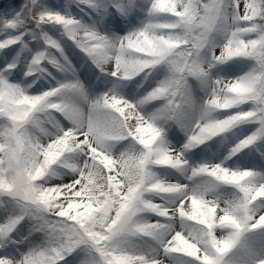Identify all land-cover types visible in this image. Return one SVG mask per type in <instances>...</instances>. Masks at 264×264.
Segmentation results:
<instances>
[{
    "label": "snow or ice",
    "instance_id": "snow-or-ice-1",
    "mask_svg": "<svg viewBox=\"0 0 264 264\" xmlns=\"http://www.w3.org/2000/svg\"><path fill=\"white\" fill-rule=\"evenodd\" d=\"M15 3L16 0H0V8H11ZM222 3L223 0H151L150 14L175 19L149 22L118 41L87 28L80 30L78 20L59 12L42 11L32 19L37 25L45 22L63 25L67 35L98 67L114 60L113 76L129 79L145 69L167 62L172 77L153 88L141 102L166 98L165 108L175 112L181 105L176 97L181 92L185 74L207 76L195 57L207 43L209 33L223 22ZM232 3L234 19L250 26H234L219 54L213 53L212 58L224 62L238 56L254 57L259 66L234 80L217 79L202 112L207 115L246 102L255 106L223 119L197 121L186 147L202 143L243 121H257L259 127L241 140L233 148V153L264 136V32L258 37L243 38L244 34L257 30L258 18L264 20V7L256 0H232ZM116 7L123 11L121 5L116 4ZM23 23L19 19L6 22L10 28ZM175 29H181L183 34H169ZM22 35L0 40V49L17 43ZM45 42L60 47L46 35ZM45 58L43 51L38 52L31 65H39ZM52 63L56 64V61L52 60ZM14 67L15 64L9 63L5 70ZM35 70L30 66L29 73ZM69 87L76 85L61 84L41 95H26L18 85L0 76V118L8 122L0 132V193L18 196L56 217L45 221L42 227L53 232L59 228L65 237L58 246L32 251L17 264H59L66 252H72L81 244L89 245L98 254L97 264H165L160 258L137 254L116 244L128 234L158 236L163 230L159 221L137 222L134 218L141 211H150L161 217L178 214L181 220L192 222L193 227L187 232L175 231L162 247L165 253L182 254L198 264H224V258L243 243L245 233L264 229V182H255V172L232 170L219 163L201 165L193 172L205 174L220 184L234 186L239 196L225 201L222 206L217 200L207 199L204 192L193 191L189 195L185 192V185L165 182L152 172L153 165L178 169L186 161L181 152L161 145L162 130L151 118L146 119L136 104L105 94L92 102L85 122L77 109L50 99ZM45 109L62 112L78 127L66 128L61 135L41 143L29 134L26 126L35 113ZM128 137L142 150L122 153L118 157L107 150L109 141ZM73 150H80L89 157L76 176L67 183L48 186L39 183L53 164ZM70 167L76 170L75 165ZM146 193L184 195L177 207L170 210L145 198ZM22 218L17 216L0 224V234L12 231ZM217 228L228 232L218 236ZM0 264L12 262L0 257ZM254 264H264V257L255 260Z\"/></svg>",
    "mask_w": 264,
    "mask_h": 264
},
{
    "label": "rangeland",
    "instance_id": "rangeland-1",
    "mask_svg": "<svg viewBox=\"0 0 264 264\" xmlns=\"http://www.w3.org/2000/svg\"><path fill=\"white\" fill-rule=\"evenodd\" d=\"M256 3L264 7L260 1L256 0ZM116 4L121 5L123 11L116 7ZM26 5H29V2ZM150 5L151 0H92L91 3L86 0H37L33 13L38 15L42 11L59 12L78 20L80 30L87 28L112 41H118L120 37L141 29L149 22H170L175 19L150 14ZM23 7L20 5L18 9L0 8V40L23 33L17 43L0 49V76L9 83L18 85L26 95H41L45 91L58 88L61 84L76 85L65 88L50 99L52 102L77 109L85 122L90 114L92 102L105 94L116 95L136 104L137 110L146 119L151 118L162 130L161 145L172 151L181 152L182 158L186 161V164L178 169L153 165L152 172L165 182L185 185V192L189 195L193 191H201L207 199L217 200L222 206L225 201L234 200L239 196V191L234 186L220 184L205 174L193 172V169L204 164L211 166L219 163L232 170L249 169L256 173L255 182H264V136L245 148L232 152L241 140L256 131L259 127L257 121L240 122L202 143L186 147L197 121L209 118L223 119L227 115L247 111L255 106L252 102H246L229 110H216L207 115L202 112L204 102L211 94L217 79L234 80L256 70L259 66L254 57L238 56L224 62L212 58L213 53L219 54L234 26H250L247 22L234 19L235 9L232 0H223L224 20L209 33L207 43L195 57L205 69L207 76L185 74L181 92L176 97V100L181 101V105L175 112L165 108L166 98L141 102L153 88L172 77L173 73L167 62L145 69L129 79L119 75L113 76L111 72L114 70V60L102 65L101 70V67H98L67 35L63 25L52 22L37 25L32 19L34 15H31L27 22L17 24L16 28L8 27L6 24L8 20H21L19 11ZM256 23L257 30L244 34L243 38L258 37L264 32V20L258 18ZM169 34L182 35L183 32L181 29H175ZM45 35L55 40L60 47L48 45L45 42ZM41 51L45 53L46 58L39 65H31L35 54ZM52 60L61 67H57ZM9 63L15 64V67L5 70ZM30 66L36 70L29 73ZM190 116L191 125L186 129L185 121ZM74 125V122L62 112L45 109L34 114L26 129L41 143H46L61 135L66 128L76 127ZM7 126L8 122L0 118V132ZM106 147L114 157L142 150L130 137L109 141ZM86 160H89V157L80 150L67 152L51 166L39 183L44 186L67 183L78 174V169L83 167ZM70 165H75L76 170ZM183 195L146 193L145 198L171 210L177 207ZM169 199L173 201L169 202ZM17 216L23 218L14 229L7 234H0V257L9 259L12 264H17V261L32 251L58 246L65 239L59 228L53 232L46 226L42 227L45 221L55 220L56 217L18 196L0 193V224ZM134 219L137 222L159 221L163 230L158 236L125 235L116 242L119 247L137 254L160 258L165 264H198L197 261L182 254L165 253L162 247L175 231L187 232L193 227L192 222L181 220L178 214L161 217L150 211L138 212ZM227 232V229H216L218 236L226 235ZM261 257H264V229L251 230L244 234L243 243L224 258V264H254V261ZM98 261V254L89 245L81 244L72 252H66L59 264H97Z\"/></svg>",
    "mask_w": 264,
    "mask_h": 264
},
{
    "label": "trees",
    "instance_id": "trees-1",
    "mask_svg": "<svg viewBox=\"0 0 264 264\" xmlns=\"http://www.w3.org/2000/svg\"><path fill=\"white\" fill-rule=\"evenodd\" d=\"M258 1H260L262 5L264 4V0H258ZM28 2H29V5H26ZM36 3H37V0H35V2H33V0H16L15 6H14L16 9H18L20 5L24 6L23 8H20V11H19L21 20H24V22H27L28 18L31 17V15H34L33 11L36 7L35 6Z\"/></svg>",
    "mask_w": 264,
    "mask_h": 264
},
{
    "label": "bare ground",
    "instance_id": "bare-ground-1",
    "mask_svg": "<svg viewBox=\"0 0 264 264\" xmlns=\"http://www.w3.org/2000/svg\"><path fill=\"white\" fill-rule=\"evenodd\" d=\"M190 125H191V116L186 118V121H185V128L188 129V128L190 127ZM74 126L78 127V125H74ZM175 198H176V197H175ZM175 198H174V199H175ZM172 201H173V199H169V202H172ZM248 258H249V257H248Z\"/></svg>",
    "mask_w": 264,
    "mask_h": 264
}]
</instances>
